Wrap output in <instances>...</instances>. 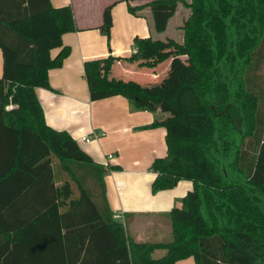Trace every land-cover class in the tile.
Here are the masks:
<instances>
[{"label": "trees", "instance_id": "trees-1", "mask_svg": "<svg viewBox=\"0 0 264 264\" xmlns=\"http://www.w3.org/2000/svg\"><path fill=\"white\" fill-rule=\"evenodd\" d=\"M179 4H148L156 34L166 32ZM186 5L181 42L136 38L128 59L141 56L143 66L156 67L187 54L207 76L203 87L181 81L167 94L111 79L121 58L100 60L103 72L85 66L88 82L99 81L103 92L175 108V116L151 126L173 129L166 156L151 165L152 192L183 180L193 188L167 215L170 239L139 242L109 206L110 168L68 132L50 128L36 95L37 88H51L49 71L70 54L63 37L76 31L71 5L0 0V49L25 68L16 81L0 78V264H176L188 258L196 264H264V0ZM143 7L129 10L138 15ZM111 28L105 19L107 37ZM161 47L172 50L156 53ZM157 250L165 255L156 258Z\"/></svg>", "mask_w": 264, "mask_h": 264}, {"label": "crops", "instance_id": "crops-1", "mask_svg": "<svg viewBox=\"0 0 264 264\" xmlns=\"http://www.w3.org/2000/svg\"><path fill=\"white\" fill-rule=\"evenodd\" d=\"M50 1L56 8L71 5L76 31L63 37L70 54L61 68L49 71L51 88L36 89L45 122L56 131L68 132L81 150L110 168L105 178L108 203L115 215L127 219L128 236L139 242L168 241L171 225L167 224V215L180 206L193 183L183 180L173 189L152 192L156 175L151 171V165L155 159L166 156V137L173 129L167 123L151 126L156 121L175 116V108L160 101L103 92L99 81L91 79L88 82L85 66L94 65L103 72L104 62L100 60L121 58L111 71V79L135 80L152 92L167 94L181 81L203 87L207 76L187 54L172 56L148 69L125 62L135 53L136 38L174 39L167 33L175 17L182 15L181 5L169 21L166 32L156 34L148 5L153 0ZM129 5L144 7L134 15ZM184 16L186 14L180 20ZM107 18L112 22L110 37L101 30ZM171 50L161 47L155 52L164 55ZM59 52L60 49L53 50L52 55L55 57ZM24 70L23 66L15 64L14 54L0 49V78L16 81ZM173 73L175 80L168 82ZM183 113L187 115L188 112ZM84 137H92V140L87 143L82 140ZM164 255V250L154 253L156 258ZM176 264L196 263L193 258H188Z\"/></svg>", "mask_w": 264, "mask_h": 264}, {"label": "rangeland", "instance_id": "rangeland-1", "mask_svg": "<svg viewBox=\"0 0 264 264\" xmlns=\"http://www.w3.org/2000/svg\"><path fill=\"white\" fill-rule=\"evenodd\" d=\"M189 1L190 0H180V5H181L180 12L182 13V15H180V18H182L183 14L184 15L186 14V16H184L183 20H180L179 15H177L178 17H175L174 22L172 23V27L167 33L168 36L173 37L177 42H181L182 41L183 32L181 31V27H182L183 23L187 20V18H188L187 15L188 14L190 15V10L187 8V5H186V3H188ZM143 60L144 59L141 56L140 57L137 56L134 60L125 59V62H133V64H138L137 67H141V68H144V69L153 68L151 66L150 67L149 66H143L142 65V64H144L142 62ZM173 75L171 77H168V79L170 78V80H171L173 78ZM170 80L168 82H171ZM189 105H191V103ZM122 221L127 226V223H128L127 219H123ZM167 221H168L167 224L169 226V224H170L169 218L167 219ZM169 239H170V237H169ZM160 254H163V251H161Z\"/></svg>", "mask_w": 264, "mask_h": 264}, {"label": "built area", "instance_id": "built-area-1", "mask_svg": "<svg viewBox=\"0 0 264 264\" xmlns=\"http://www.w3.org/2000/svg\"><path fill=\"white\" fill-rule=\"evenodd\" d=\"M82 140L89 143L92 140V137H84V138H82ZM115 218L117 220H123V216H121V215H115Z\"/></svg>", "mask_w": 264, "mask_h": 264}]
</instances>
